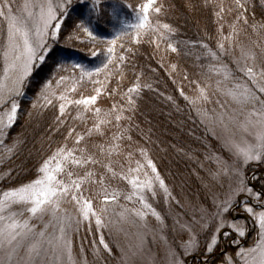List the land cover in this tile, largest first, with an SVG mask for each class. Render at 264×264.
<instances>
[{"label":"snow or ice","instance_id":"1","mask_svg":"<svg viewBox=\"0 0 264 264\" xmlns=\"http://www.w3.org/2000/svg\"><path fill=\"white\" fill-rule=\"evenodd\" d=\"M72 0H61L59 3H53V0H43L41 3H25L24 11L27 12V18L23 19L13 15V8L10 0H3L0 3V17L6 21V31L4 34V68L3 76L0 77V106L10 104L8 111L0 116V131L3 128H10L16 121L19 111V104L16 97L24 94L23 90L26 82L32 76L34 69L38 65H42L47 56L54 51L53 44L57 42L62 34V23L60 16L67 13V6ZM82 6L87 8V14L82 16L79 23L75 25L76 33H83L90 38L92 42H98L96 26L103 15L104 0H80ZM156 0H146V3L139 6L138 9L133 8L131 4L124 3L123 0L119 3H114L111 6V21L115 29V34L112 39L107 40L106 52L107 62H103L101 66L94 70L85 68L78 62H73L71 67L73 70L79 69L80 79L85 76L92 77L93 72L99 75L102 72L106 73L109 64L113 63L116 46L120 41V47L123 48V37L127 36L128 29L135 31V42H140L141 33L144 31L157 32L160 38H163L166 33H173L174 29L168 23L157 22L153 26L149 18L150 10L159 14L162 11V5L153 7ZM236 15L235 21L248 24L247 0H235ZM191 7V5H189ZM132 8L136 12V22L128 23L120 19L123 9ZM38 9V11H36ZM225 9L221 8L215 15L222 18ZM232 12V8L227 9ZM95 16L94 21L92 17ZM120 27L117 28L116 25ZM223 25H220L222 28ZM232 34H236V24L231 25ZM163 30V31H162ZM74 36L70 34L69 40ZM159 47V44H157ZM167 47L172 52H176L177 48L173 44L168 43ZM207 48V45H203ZM218 47L221 53H225L224 43H219ZM131 51V48L127 49ZM91 55L96 57L99 55L97 51H92ZM209 55L213 58L217 57L216 52L209 50ZM67 59H71L68 57ZM118 59L123 61L124 56H119ZM254 59V57H252ZM64 68L63 64L59 65ZM175 66H173L174 68ZM251 81L255 91L252 88L244 86L242 89L239 85L230 87L225 90V94L237 104H260L264 105V100H261L256 93L264 94V70L259 73L254 71L253 66H245L241 69ZM219 74V73H218ZM107 78V75H106ZM67 78L63 75L59 79H48L44 82L39 90L38 99L44 101L42 107L53 105L54 100L59 101L58 112L54 124L56 131L66 123L65 117L68 115L67 109L70 105H76L82 108L84 112L93 113V122L91 127H86L83 133L77 132L75 127L67 129V137L72 138L73 144L71 147L67 143L57 146L55 151L44 160L38 169L39 175L27 184H22L19 187L11 188L0 193V249L8 248L7 259L11 264L13 255L16 254L17 246L23 249L25 246L22 241L30 242L27 244L26 251L28 260L31 262L33 258H38L41 252L44 251L43 244L46 242L48 251L52 254L54 264H59V261L67 255L71 259L70 241L66 237L65 226L63 222H71V217H64L61 220L62 226L59 229V235L47 238L45 232H39V239L34 237L35 229L30 224L28 218H23L25 212L30 214V217L42 216L45 213L51 212L54 218L60 220L57 214L62 210L61 206L64 203L74 205L77 216L82 217L85 221L95 220L97 229L106 227L104 217L109 209V203H118L119 197L123 194L119 188L112 187L111 182L116 179L125 180L131 185L132 192L123 194L126 200L131 201L133 197L143 206L144 209L151 211V214L157 220H161L160 214L156 212L152 206L147 203L144 192L149 191L155 196L154 184L158 182L160 189L166 194V198H172L165 181L161 178L156 165L151 159L147 160L146 167L151 169L154 174L148 177L145 173V179L141 180L139 176L140 168H128L124 171L121 164L120 170H117L119 163L116 157L123 156L126 149L122 146V142H127L131 147L132 140V121L137 111L138 105L136 100L139 98V93L143 85L137 82L129 87L124 94H120L117 90H113L117 95H120L121 102L113 103L108 110H103L96 107L98 98L103 94V87L94 89L95 94L89 96H81L79 99H71L69 93L77 91L76 84L79 80L73 82L71 88L60 90L61 85ZM230 79L228 72L224 73V80ZM94 83L100 84L101 81L96 80ZM150 88L151 86L148 85ZM199 88V85H198ZM136 94L133 96V94ZM199 96L197 99L206 101L208 99L204 88H199ZM112 93H109L111 95ZM181 95L184 96L181 90ZM189 100L187 96L184 97ZM171 100V97H168ZM190 103H196L195 100H190ZM37 105L33 104L35 108ZM250 119L248 125L253 127L259 126V131L255 134V143H245V146H240L234 141L231 142L229 151L235 149L234 154L243 158V166H246L251 161L264 160V107L253 109L249 113ZM254 117L253 119H251ZM127 122V127L124 126ZM139 128V125L135 126ZM247 127V125H246ZM113 129H115L113 131ZM110 133V135H109ZM98 137L100 142H92L93 137ZM141 155L147 156V149L139 147ZM128 158L132 156V152L128 151ZM218 170L212 173L213 179L219 178L221 175L229 177V185L227 191L222 197L213 198L214 211L209 212L207 209H201L199 219L193 217L191 224L183 225L189 233V243L196 242V236L193 232L194 227H199L202 231L209 233L208 242L205 245V253L212 254L219 247L221 238L228 239L233 235L243 238L248 233L246 225L241 226L236 221L237 216H232L231 213L243 210L252 220L253 227L257 231L259 240L255 247L240 248L235 255L241 257L244 264H264V210L257 211V208L264 209V181H261V190L257 191L251 186L244 176L241 166L229 165L226 161L217 158ZM136 172L137 175L132 176L131 173ZM63 177V178H62ZM258 181L259 177H254ZM93 189H96L93 192ZM85 191L89 195L85 196ZM244 197L245 199H241ZM94 200L100 201V206H94ZM254 200L253 204L251 201ZM179 204V201H176ZM23 208L24 211L14 209ZM135 212V215L143 217L142 210H134L125 208L120 213L121 219H126V213ZM77 224L80 220L77 219ZM209 230H211L209 232ZM233 240V243H236ZM99 243L104 249L111 251L109 245L105 243L104 236L101 235ZM190 252L185 248L184 255ZM224 255L222 264H235L232 257ZM173 256V264H184L182 259H179L175 253ZM204 264H207V255L205 256Z\"/></svg>","mask_w":264,"mask_h":264},{"label":"rangeland","instance_id":"2","mask_svg":"<svg viewBox=\"0 0 264 264\" xmlns=\"http://www.w3.org/2000/svg\"><path fill=\"white\" fill-rule=\"evenodd\" d=\"M158 1L159 0H156V4ZM26 2L32 3V0H10L13 8V15L26 19L27 12L23 9V5ZM35 2L41 3L43 0H35ZM59 2H61V0H53L54 4ZM0 3H3V0H0ZM156 4L153 7H155ZM81 5L80 0H72L71 4L67 6V11L74 6L80 7ZM204 5L212 15L211 18L208 16L210 19L209 23L213 20L216 24L213 25L214 30L211 32L208 30L209 28H207V22L204 23L200 19L195 18V28H199L200 30L203 29L207 34L206 42L201 44L202 49H205L207 59L201 64L202 68L198 67L199 71L194 73L191 68L189 71L181 70V66L177 64L178 61L175 60V62H172V58L168 55L176 56V53L172 52L171 49L167 47L169 42L164 40V37L160 38L159 33L154 32L157 34H154V39H151V41L155 44L153 46L154 50L160 55L158 57L159 63L164 64L163 66L167 69L166 74L169 76V87L167 90H172L173 94L167 92L168 96L166 97L174 99L175 95H177L183 98L190 110L189 114L191 119L201 124L200 126L203 129L200 133L191 130L194 134L189 133V135L185 134V136L192 137L191 139L196 140V143H199L197 146L201 144L200 142L209 143V139L214 140L224 152L226 151L225 156H228L224 157L218 155V153H214L209 158L206 157L205 160L201 162L198 161V167L196 168L199 169L198 172L193 170L196 175L198 174L200 179V170L203 172L206 171L205 173L211 178L212 184L207 185V196L211 202L208 205H203L204 201L201 202L198 199L200 197H192L193 201H195L193 202L191 197L189 200L187 193L181 195L176 186V174L180 177L187 174L186 170H179L175 168L174 165L176 158L180 157L179 155L182 157L183 155L187 156L186 144L181 142L183 139L181 138V141L178 142V137L183 135L178 132L180 129L181 118L177 119V121H173L174 126L176 127L170 129L169 132L167 131V134L162 133L160 126L163 123H168L169 118L166 122L163 120L157 121V126L156 128H153L155 131L152 133L153 135L151 134V138L150 136H148V139L145 137L148 143H146L142 137L139 139V143L137 140H133L131 147L128 146L127 142H122V146L126 151L123 156H120V158L122 160L124 158L126 162H129V167L132 169L137 168L138 163L142 166L139 172L141 180L145 179V173L148 174V177L154 175L151 173V169L146 167L147 160L151 159L156 165L161 178L165 181V184L171 192V196L175 198H166V194L160 189L158 182L154 184L155 196L149 191L144 192L147 203H149L152 208L160 214L161 220H157L156 217L151 214L150 210L144 209L135 197H133L131 201L126 200L123 194H130L132 188L127 181L120 179L115 180L117 183L113 187L119 188L123 194L119 197L118 203H109L107 205L109 211L104 217L107 226L102 229H97L94 218L89 222L83 220L82 217H78L75 207L71 203L62 204V210L57 214V216L61 218L60 220L54 218L51 212L37 217H30V214L25 212L23 218L29 219L30 224L35 229L34 237L37 239H39V232H45V239L58 236L59 229L62 226L61 220L64 217H71L70 224L67 221L63 222V226H65L66 230V237L68 241H70L71 259L65 255L59 261V264H173V253H175L179 259H182L184 264H204L206 255L207 264H222V261L225 258L223 255L224 253H226L227 256L232 257L235 264H244L241 257L236 256L235 253L240 248L256 246V243L259 240L257 231L253 227L252 220L242 209L238 212L231 213V215L238 217L236 221L238 224L241 226L246 225V232L248 234L243 238L235 235L228 239L221 238L219 241V247L216 248L212 254L205 253V245L208 242L209 235L207 236V240L203 242L201 236L204 231L198 226L194 227L193 232L196 236V242H198V247H196L195 243H189L190 233L185 227H183V225L191 224L193 217L199 219L202 208L207 209L209 212L214 211L213 198L222 197L228 189V176L221 175L219 178L213 179L212 173H215L219 167L217 164V158L226 161L229 165L235 164L241 166L248 183L257 191L261 190V181H264V160L251 161L246 166H243V158L234 154L235 149L229 151L232 141L242 147L245 146L246 142L250 144L256 142L255 134L259 131V126L253 127L248 125L247 122L250 119L249 113L252 112L254 108L260 109L261 107H264V105L237 104L231 99V97L225 94L227 88L236 87L237 85H239L241 89L244 86H247L255 91L251 81L245 73L241 71L246 65L253 66L256 73L264 70V0H260L259 10L254 9L253 12H246L248 18L247 25L235 21V0H204ZM183 6L185 12L193 15L192 9H186L184 3ZM221 8H224L225 11L222 14V18H218L215 13L219 12ZM228 8H232L233 11L228 12ZM36 11H38V9H36ZM150 13L157 15V13L152 10H150ZM174 14H178V10L174 11ZM63 16H60L61 21L64 20ZM135 22L136 19L133 23ZM234 23L236 24L235 35L232 34L231 27ZM221 24L223 25L222 28H220ZM116 27L119 28L120 25L117 24ZM5 31L6 21L3 17H0V77L3 76L4 68L3 50L5 45ZM128 33L127 36L130 35L135 42V31L128 29ZM114 34L115 29L105 35L102 40L98 41V46L94 47L96 48L95 51L99 53L100 49L107 48L106 41L112 39ZM124 38L125 37H123L122 40L123 47L127 42L124 41ZM88 39L90 38L85 35L81 41L85 40L87 42ZM142 39L143 35L140 37V41ZM120 43L121 42L118 41L117 45ZM219 43H224L226 50L225 53L220 52L218 47ZM142 44H146L147 46L149 45V42L147 40L144 42L142 41ZM157 44H159V47H157ZM203 45H207L208 47L205 48ZM84 47L87 48L86 46ZM209 50L216 52L217 57H211L209 55ZM252 57H254V59H252ZM38 66L34 69L32 76L25 84L23 90L24 94L16 97L17 103L20 107L15 123L10 128H3V130L0 131V148H7L6 143L8 138L12 137L10 135V130L12 128L19 130V127H22V124L24 126L27 123V118H25V116L28 109L23 107L21 102H28L29 107L31 106L33 108V104L30 103L32 101L31 97L27 94L26 90H28V88H33L32 86L40 85V83L37 84L32 81ZM173 66L175 67L173 68ZM225 72L230 74V79L227 81L224 80ZM105 81L106 80H104V82ZM198 85L199 88L205 89L208 96L206 101L197 99L200 94ZM37 89L38 88L34 90ZM181 90L183 91L184 96L181 95ZM135 95L136 94L134 93L133 96ZM256 95L259 96L261 100H264V94L257 92ZM185 96H187L189 100H186L184 98ZM69 97L71 98L70 95ZM190 100H195L196 103H190ZM120 101L121 98H119L116 103H119ZM98 106H101V102H99ZM9 108L10 104L0 106V116H3L4 112L8 111ZM251 119L254 121L255 118L252 117ZM153 126L154 125H150L149 127L152 128ZM173 129L174 131H172ZM114 130L115 129H113V131ZM166 135H169L170 140L168 142H162L161 137ZM14 140L13 137L11 142ZM92 142H100V140L98 138L95 141L93 137ZM71 146L72 144L69 145V147ZM139 147L147 149V156L141 155ZM128 151H131L132 154L136 155L134 159L129 160L127 156ZM6 152L4 151L2 155L0 154V159H8L9 155H6ZM34 159L36 160H31L32 164H37L38 155ZM116 159L118 160V157ZM1 162L2 160H0V163ZM118 162L117 170L119 171V166L122 162L120 159ZM1 165L2 164H0V167H5V165ZM122 165L124 171L127 172L129 167L127 165L124 166V164ZM248 167L252 168L253 171L250 172ZM38 175L39 173L36 171L34 176L30 178L28 177L27 179H17L16 184L11 183L9 187L3 189L1 181H4L5 177L9 178L10 176L8 171L3 170L0 172V193L11 188L19 187L22 184H27L37 178ZM131 175L135 176L137 173L133 172ZM254 177H259L260 180L258 181ZM95 190L96 189H93V192H95ZM84 195L87 196L89 193L85 192ZM241 199L245 198L241 197ZM176 201H181V204L178 205ZM94 202L95 207L100 206L99 200H94ZM251 202L253 204L255 203L254 200ZM125 208L142 210L145 214L143 217H140L135 215V212H129L126 213V219H121L120 213L123 212ZM176 208L179 210L175 211ZM14 210L24 211L22 207ZM259 210L264 209L257 208V211ZM77 219L80 220L79 224L76 222ZM210 231L211 230H209V232ZM101 235L104 236L105 243L109 245L111 251L104 249L103 245L99 243ZM30 240L31 238L28 241L21 242L25 246L23 249L17 246L16 254L13 255L11 264H54L52 254L48 251V245L46 242L43 244L44 251L41 252L40 256L38 258H33L31 262H29L26 247ZM233 240H236L237 242L233 243ZM185 248L188 249L190 254L184 255ZM9 251L10 249L7 247L0 249V264H9L7 259V253Z\"/></svg>","mask_w":264,"mask_h":264},{"label":"trees","instance_id":"3","mask_svg":"<svg viewBox=\"0 0 264 264\" xmlns=\"http://www.w3.org/2000/svg\"><path fill=\"white\" fill-rule=\"evenodd\" d=\"M119 2L121 0H104L103 15L96 26L98 41L102 40L105 35L114 29L110 15L111 6ZM123 2L131 4L133 8L138 9L146 0H123ZM183 3L186 5V9H192L194 16L184 11ZM160 5L163 6L161 13L157 15L150 13V21L153 25H156L158 21L168 23L174 29L173 33H166L164 36V40L177 48L175 52L176 56H168L172 58V62H175V60L178 61L177 64L181 66V70L189 71L191 68L196 73V71H199L198 67L202 68L201 64L207 59L205 49L201 47V44L206 42L207 34L203 29L195 28V18L200 19L204 23L207 22L208 30L213 32V25L216 23L213 20L209 23L210 19L208 16L211 18V13L205 8L204 0H159L156 6ZM259 8L260 0H247V11L253 12L254 9L259 10ZM177 10L178 14H174V11ZM87 11L88 9L82 5L68 9L67 13L63 16L62 34L59 40L52 45L54 51L47 56L45 62L39 65L34 73L32 81L37 84L40 83V85L32 86L33 88H28L26 92L31 97L32 101L30 103L36 104L37 106L32 108L31 106L29 107L28 102H21V105L28 109L25 116L27 123L24 126L22 124L19 130L12 128L10 130L12 137L8 138L6 143L7 148H0L1 155L6 150V155H9L8 159H0L2 160L0 164L5 165L4 168L0 167V172L6 170L10 175V179L5 177L4 181H1L2 188L9 187L11 183L16 184L17 179H27L28 177L34 176L42 162L52 155L57 146L64 143L68 145L73 144L72 138L65 139L69 127H75L77 132L83 133L86 127H91L92 125L93 113L84 112L81 107L71 105L66 110L68 113L65 117L66 123L60 127L59 131H56L54 121L59 114V101L54 100L53 105L47 107L41 106L44 101L38 99V97L39 90L44 82L52 78L59 79L63 75L67 78L60 88L63 91L65 88H71L73 82L79 80V83L75 85L77 91L75 93H69L71 99H79L81 96L93 95L95 94V88L103 87L104 92L98 98L96 107H100L106 111L120 98V95H117L113 90H117L122 95L129 87H132L137 82V77H139V83L143 87L139 93V98L136 100L138 108L132 121V140H137L139 143V139L142 137L148 143L146 139H148V136L151 138V134L155 131L153 128L157 126V121L163 120L166 122L169 118L168 123H163L160 126L162 133L167 134V131L169 132L170 129L176 127L173 121L181 118L178 132L183 135L178 137V142L181 141V138L183 139L181 142L186 144L187 156L183 155L182 157L179 155L180 157L176 158L174 165L179 170H186L187 174L182 175V177L176 174V186L181 195L188 194L189 200L190 197L191 199L192 197H200L198 199L201 202L204 201L203 205H208L211 201L207 196V185L212 184L211 178L205 173V170V172L200 170V179L198 174L196 175L193 170L198 172L199 169H196L198 163L205 160L206 157L209 158L214 153H218V155L224 157L228 156H225L226 151L224 152L214 140L209 139V143L200 142L201 144L197 146L199 143H196V140L191 139L192 137L185 136V134L189 135V133L194 134L191 130L200 133L203 129L200 126L201 124L191 119L189 114L190 110L183 98L175 95L174 99L169 100L166 97L168 96L167 92L172 93V90H167L169 87V76L166 74L167 69L163 66L164 64L159 63L158 57L160 55L154 50L153 46L155 44L151 41V39H154V34L157 33L144 31L142 33L143 39L139 43L134 42L130 35L124 36V41H127L126 45L123 48L120 47V44L116 46L113 63L109 64L106 73L102 72L96 75L93 72L92 77L85 76L81 80L79 69L73 70L71 67L73 62H78L85 68L94 70L96 67L101 66L103 62H107L108 56L106 48H102L99 50V55L93 57L91 52L95 51L96 48L94 47L98 46L97 42H92L90 39L87 42L85 40L81 41L85 37V34L76 33L75 31V25L79 23L82 16L87 14ZM92 19L95 21L96 17L93 16ZM120 19L128 23H133L136 19V12L132 8L123 9ZM70 34L74 36L72 40L68 39ZM146 40L149 42L147 46L146 44H142V41L144 42ZM129 48H131L130 52L127 51ZM121 55L125 57L123 61L118 59ZM68 57H71V59H67ZM60 64H63L67 70L65 71L60 68ZM96 80L101 81V83H94ZM104 80L106 81L104 82ZM148 85L151 87L149 88ZM36 88L38 89L34 90ZM109 93L112 94L109 95ZM99 102H101V106H98ZM136 125H139V128H136ZM150 125L154 126L151 128L149 127ZM124 126L127 127V122H124ZM13 137L15 140L11 142ZM96 139L98 137L94 136L95 141ZM161 140L162 142H168L170 140L169 135L161 137ZM37 155L38 163H40L32 164L31 160H36L34 158ZM135 156V154H132L129 160L134 159ZM119 159L124 166L127 165L129 167V162H126L124 158L122 160L118 157ZM249 171L251 172L253 169L249 168ZM116 183L113 180L111 183L112 187ZM85 192L87 193L88 191ZM179 202L181 204V201ZM178 210L176 208L175 211ZM208 235V232H204L201 240L203 242L207 240Z\"/></svg>","mask_w":264,"mask_h":264}]
</instances>
